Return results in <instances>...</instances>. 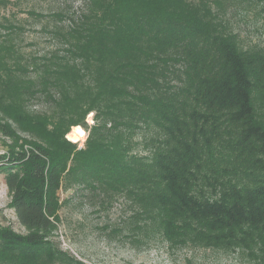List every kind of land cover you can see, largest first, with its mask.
I'll use <instances>...</instances> for the list:
<instances>
[{"label": "trees", "instance_id": "1", "mask_svg": "<svg viewBox=\"0 0 264 264\" xmlns=\"http://www.w3.org/2000/svg\"><path fill=\"white\" fill-rule=\"evenodd\" d=\"M53 4L26 11L58 43L44 55L19 54L21 28L0 23V133L13 140L0 174L26 231L0 223V264H85L53 240L72 188L129 202L138 241L264 262V50L231 31L228 0ZM78 126L80 146L67 139Z\"/></svg>", "mask_w": 264, "mask_h": 264}, {"label": "rangeland", "instance_id": "2", "mask_svg": "<svg viewBox=\"0 0 264 264\" xmlns=\"http://www.w3.org/2000/svg\"><path fill=\"white\" fill-rule=\"evenodd\" d=\"M53 1L8 0L5 5H0V23H11L21 28L9 38L22 56H41L57 48L58 43L52 42L42 30L45 19L26 12L33 10L45 15L55 8ZM79 7V3L73 5L74 10ZM223 12L231 31L238 34L244 45L259 46L264 50V0H228ZM0 33L3 35L4 31L0 30ZM31 105L33 110H46L43 103L33 102ZM92 117V114L86 117L88 126L93 122ZM72 129L68 134L70 136ZM82 130L85 135L76 141L79 146L87 136V132ZM18 135L28 138L23 133ZM75 137L73 139L78 140V136ZM11 144L13 140L0 133V154ZM59 193L64 202L53 240L61 250L85 264H264L239 251L206 248L190 242L173 243L159 235L138 241L139 238L136 239L125 225L132 210L129 209V202L122 197L101 206L98 199L82 196L75 188ZM10 199L0 174V223L25 234V229L19 225L9 206Z\"/></svg>", "mask_w": 264, "mask_h": 264}, {"label": "bare ground", "instance_id": "3", "mask_svg": "<svg viewBox=\"0 0 264 264\" xmlns=\"http://www.w3.org/2000/svg\"><path fill=\"white\" fill-rule=\"evenodd\" d=\"M72 134H74V135H72ZM84 135H85V133L81 127H73L72 132H71V136L68 135V139H73V138H76L75 136H78V141H80Z\"/></svg>", "mask_w": 264, "mask_h": 264}, {"label": "water", "instance_id": "4", "mask_svg": "<svg viewBox=\"0 0 264 264\" xmlns=\"http://www.w3.org/2000/svg\"><path fill=\"white\" fill-rule=\"evenodd\" d=\"M70 133V132H69Z\"/></svg>", "mask_w": 264, "mask_h": 264}]
</instances>
